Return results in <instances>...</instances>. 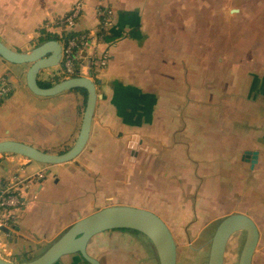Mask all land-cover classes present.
Segmentation results:
<instances>
[{"label":"crops","instance_id":"0c3cea01","mask_svg":"<svg viewBox=\"0 0 264 264\" xmlns=\"http://www.w3.org/2000/svg\"><path fill=\"white\" fill-rule=\"evenodd\" d=\"M80 1L76 31L96 36L103 9L113 20L99 49L108 65L86 63L78 76L99 95L90 137L62 165L0 155V186L25 181L24 206L0 230V257L31 260L81 218L126 206L166 223L177 264H208L219 222L245 215L259 233L252 264H264V0H0V40L17 52L59 42L47 26ZM60 65L42 72V86L65 80ZM29 68L0 57V79L14 89L0 102V142L65 152L86 92L37 96ZM245 237H231L224 264H238ZM87 251L101 264H160L152 242L132 230L98 234ZM56 264L88 263L73 254Z\"/></svg>","mask_w":264,"mask_h":264},{"label":"water","instance_id":"95a60500","mask_svg":"<svg viewBox=\"0 0 264 264\" xmlns=\"http://www.w3.org/2000/svg\"><path fill=\"white\" fill-rule=\"evenodd\" d=\"M0 57L14 65H30L26 75L28 89L41 97H53L64 92L83 90L86 106L78 137L73 146L62 153H49L17 141L0 142V155L21 156L30 162L46 166L62 165L74 161L87 146L92 120L99 99L97 85L87 77H74L42 87L43 71L56 68L62 61V45L56 40L41 43L29 52H17L0 40ZM8 233V228H2ZM113 230H132L146 236L153 244L160 264H177V245L166 223L156 214L139 208L114 206L96 211L70 226L39 256L25 261L12 262L0 257V264H56L64 256L79 254L88 264H101L88 254V244L98 234ZM246 234L238 264H252L259 233L255 223L241 214L221 220L211 241L208 264H224L227 245L232 236Z\"/></svg>","mask_w":264,"mask_h":264},{"label":"built area","instance_id":"2783aa9c","mask_svg":"<svg viewBox=\"0 0 264 264\" xmlns=\"http://www.w3.org/2000/svg\"><path fill=\"white\" fill-rule=\"evenodd\" d=\"M83 2H77L71 12L56 20L47 29L59 31V42L62 45V61L57 75L63 79L78 77L86 63L97 68H105L109 62L108 51L99 52L100 45L113 25L112 12L100 11V29L95 36L92 32H78L77 25L83 15ZM13 87L6 78L0 80V102L9 97ZM25 181L13 180L0 186V230L11 228L15 223L16 211L24 206L21 194Z\"/></svg>","mask_w":264,"mask_h":264},{"label":"trees","instance_id":"16d2710c","mask_svg":"<svg viewBox=\"0 0 264 264\" xmlns=\"http://www.w3.org/2000/svg\"><path fill=\"white\" fill-rule=\"evenodd\" d=\"M51 86V84H45V85H43L42 87H50ZM85 92V91H84Z\"/></svg>","mask_w":264,"mask_h":264},{"label":"rangeland","instance_id":"374dc122","mask_svg":"<svg viewBox=\"0 0 264 264\" xmlns=\"http://www.w3.org/2000/svg\"><path fill=\"white\" fill-rule=\"evenodd\" d=\"M0 80H2V79H0ZM9 83H10V82H9ZM13 90H14V89H13ZM193 264H196V263H193ZM197 264H200L199 261H197Z\"/></svg>","mask_w":264,"mask_h":264}]
</instances>
